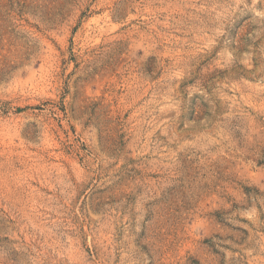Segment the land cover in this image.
I'll use <instances>...</instances> for the list:
<instances>
[{
	"label": "rangeland",
	"instance_id": "rangeland-1",
	"mask_svg": "<svg viewBox=\"0 0 264 264\" xmlns=\"http://www.w3.org/2000/svg\"><path fill=\"white\" fill-rule=\"evenodd\" d=\"M0 264H264V0H0Z\"/></svg>",
	"mask_w": 264,
	"mask_h": 264
}]
</instances>
